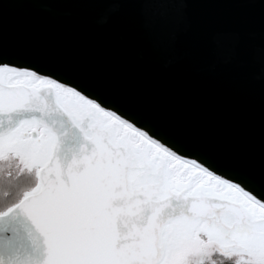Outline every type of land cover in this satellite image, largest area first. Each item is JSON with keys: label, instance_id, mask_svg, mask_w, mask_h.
<instances>
[{"label": "snow or ice", "instance_id": "6c2138e0", "mask_svg": "<svg viewBox=\"0 0 264 264\" xmlns=\"http://www.w3.org/2000/svg\"><path fill=\"white\" fill-rule=\"evenodd\" d=\"M0 176V264H264V189L115 100L2 53Z\"/></svg>", "mask_w": 264, "mask_h": 264}, {"label": "water", "instance_id": "95a60500", "mask_svg": "<svg viewBox=\"0 0 264 264\" xmlns=\"http://www.w3.org/2000/svg\"><path fill=\"white\" fill-rule=\"evenodd\" d=\"M0 53L115 100L264 189V0H7Z\"/></svg>", "mask_w": 264, "mask_h": 264}, {"label": "trees", "instance_id": "16d2710c", "mask_svg": "<svg viewBox=\"0 0 264 264\" xmlns=\"http://www.w3.org/2000/svg\"><path fill=\"white\" fill-rule=\"evenodd\" d=\"M3 181V177L2 176H0V182H2Z\"/></svg>", "mask_w": 264, "mask_h": 264}]
</instances>
